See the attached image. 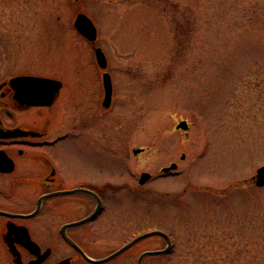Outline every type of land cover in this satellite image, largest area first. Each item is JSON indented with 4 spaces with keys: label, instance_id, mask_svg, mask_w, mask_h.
<instances>
[{
    "label": "rangeland",
    "instance_id": "rangeland-1",
    "mask_svg": "<svg viewBox=\"0 0 264 264\" xmlns=\"http://www.w3.org/2000/svg\"><path fill=\"white\" fill-rule=\"evenodd\" d=\"M78 11L94 42L73 26ZM21 72L63 83L57 118L71 137L56 151L70 181L147 171L151 194L115 208L174 229L181 257L264 264V0H0V81Z\"/></svg>",
    "mask_w": 264,
    "mask_h": 264
},
{
    "label": "flooded vegetation",
    "instance_id": "flooded-vegetation-1",
    "mask_svg": "<svg viewBox=\"0 0 264 264\" xmlns=\"http://www.w3.org/2000/svg\"><path fill=\"white\" fill-rule=\"evenodd\" d=\"M20 74L33 73L0 81V264L205 263L181 257L174 229L154 225L149 211L115 208L151 194L149 181H70L67 154L64 168L56 151L71 137L57 98L22 99L9 82Z\"/></svg>",
    "mask_w": 264,
    "mask_h": 264
},
{
    "label": "water",
    "instance_id": "water-1",
    "mask_svg": "<svg viewBox=\"0 0 264 264\" xmlns=\"http://www.w3.org/2000/svg\"><path fill=\"white\" fill-rule=\"evenodd\" d=\"M73 25L77 31L89 41H94L96 39V27L90 17L85 13L78 12L74 18ZM94 53L98 66L104 69L107 61L102 49L97 46L94 49ZM9 82L16 84V88L22 99L29 103L41 105L50 104L58 96L60 87L62 86V82L58 79L38 75H17L10 78ZM102 82L104 88L102 105L107 107L110 104L112 94V83L109 72H102ZM179 127L186 129V121H179L177 128ZM138 151H140V148L133 150L134 153ZM176 166L175 162H171L168 166L163 167L162 171H170L176 168ZM149 177L150 173L143 171L140 174L139 181H146ZM254 181L256 185H264V165L256 169Z\"/></svg>",
    "mask_w": 264,
    "mask_h": 264
}]
</instances>
